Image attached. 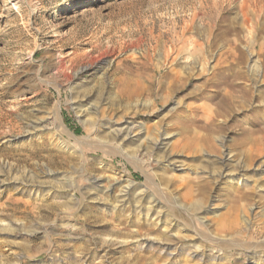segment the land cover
Here are the masks:
<instances>
[{"label": "rangeland", "instance_id": "obj_1", "mask_svg": "<svg viewBox=\"0 0 264 264\" xmlns=\"http://www.w3.org/2000/svg\"><path fill=\"white\" fill-rule=\"evenodd\" d=\"M234 68L242 79L219 76ZM253 68L264 69V0H0V264H264V192L250 190L255 178H208L224 154L245 161L243 132L264 119V82L255 86ZM172 70L182 72L177 88ZM226 81L252 94L227 115ZM124 82L132 87L122 94ZM83 98L97 111L80 117ZM40 121L44 132L31 135ZM123 121L136 141L128 147L108 134ZM163 137L182 171L147 151ZM127 178L161 198L173 220L208 235L210 224L231 242L161 243L168 221L121 207L120 188L101 192ZM191 191L223 220L191 212L195 200L179 196ZM236 192L252 194L256 209L238 213ZM184 226L173 227L178 240L193 235Z\"/></svg>", "mask_w": 264, "mask_h": 264}, {"label": "bare ground", "instance_id": "obj_2", "mask_svg": "<svg viewBox=\"0 0 264 264\" xmlns=\"http://www.w3.org/2000/svg\"><path fill=\"white\" fill-rule=\"evenodd\" d=\"M234 69H236V68H234ZM226 70L219 76H223L226 78V75L230 76L232 74V76L235 79H239L242 76L241 69L227 70V71ZM260 72L254 68L252 70L250 69L249 71H247V73L254 78L253 81L255 83V86L259 83L264 82V79H261V78H264V69L262 70V74ZM181 73L182 72H179L176 70L173 71V73L171 74L172 75L171 77L173 78L171 85L172 84L176 85L182 80V79L180 80ZM243 73H244V71H243ZM167 76L169 77L168 74H167ZM211 80L215 81L213 79H211ZM226 82L229 83L230 81H226ZM220 83H221V80H220ZM130 84L131 83H125V82L122 83V85H123L121 88L122 94H125L131 90L130 87H132V86H130ZM230 86H231V88H233V92H231L230 95L225 96L223 98V102L220 103V105L223 106L222 110L223 109L225 110L224 112L226 115L235 111L236 108L241 107V102H240L241 99L242 100L244 99V101H248L252 97V94H249V92L247 90H242V91L240 90V92L235 91L234 87H236V86L233 85V83H231V82H230ZM237 86H238V84H237ZM176 88H177V85H176ZM132 93L135 94V91H133ZM262 95H263V93H262ZM262 98H264V95L262 96ZM220 99H221V97H220ZM90 102H91L90 98H85V99L83 98V100L79 99V101L76 102V106H77L76 108H77V111H79L78 113L80 114V117H85L90 109L95 111V112L97 111V109L95 108L96 106L93 107ZM208 119H210V117ZM197 123L201 124L200 122H197ZM44 124H45V122H43V121H40L39 123L31 124V132H30L31 135H35V134L36 135H38V134L42 135V133L45 130ZM60 125L62 127H64L61 119H60ZM251 125H252V129H248V130H245L243 132L244 133L243 134L244 135V143L246 145H251V149L245 158V161H244L245 163L243 161L241 162L240 160L239 161L235 160L234 159L235 155H233L232 153L224 154L222 161H220V163H219L220 164V166L218 167L219 169L213 170V172L209 173L208 178L212 179V181L215 184L216 183L218 184V183L226 180L229 183H231V182L235 183V184L238 183V185L240 182H242L243 184L245 183V185H247L249 182H251V179L255 178L254 185L251 186L250 190L255 191L259 195H262V193L264 192V186L261 185V179H262V176L264 175V158H262V160L259 161L258 164L253 167V169L250 168L251 166H249V163H251L256 158H259L261 155L264 154V119H262V120H257V119L254 120L253 119L251 121ZM219 128H221V127H219ZM131 129H132L131 123L129 121H123L119 124L109 126L108 130H110V131L108 134L110 135L111 140L117 141L123 147H128L129 145L136 143V141L131 137ZM259 134H260V136H255V135H259ZM169 137H163V139H161L160 141H158L155 144L153 142H150L151 144L149 145V148L147 149V151H149L151 149V152L153 151L155 153H158V155H157L158 161L160 162V165L164 166V168L182 171V169H183L182 166L176 165L178 163V159L173 157L172 155H169V153H168L169 147H170V143H169L170 141H168L170 139ZM43 146H45V145L43 144ZM35 151L36 150L33 149L32 151L29 152L30 157L31 156L34 157L37 155V153ZM38 151H40V150H38ZM42 151H44V150H42ZM246 152H247V150H246ZM159 153H162V154L160 155ZM80 155H82V154H80ZM48 159H50V158H48ZM118 183L119 184H116V185L114 184V185L109 186L108 188H106L105 190H102L101 192L103 194H105L106 196H110V193L113 192L116 189V187L118 189L120 188V190L118 191L119 194L117 195L116 198H117V203L121 207H123L125 204H132L135 211L140 212V213L142 212L144 214V217H146L148 219L147 221L154 220L158 224L161 223V225H165L166 222L168 221V224H170V226L172 228L171 227L168 228L170 233H168L166 235V238H163L160 240L161 243H165V245H168L167 243H169V239H170V242H174V243L177 242L178 245L180 243L182 245H184V243H186V242L191 243L192 241L199 240V241L209 242L212 245H216V247H221L222 245H228L231 242L232 237H228V238H224V239H223V237H219V235L213 231V229H212L213 227L210 224H208L207 226L209 227V229H211V235H213V236L208 235L207 233H201L200 232L201 229L199 230L197 226L191 225V228H190V227L184 226V224H182L176 220H173L170 217L169 209L165 205L166 203L164 204L162 202L161 198L159 199V197L152 195L149 192L147 187H146V189L145 188L143 189L144 185L137 184L136 182H134L133 180H131L129 178L122 180V181H118ZM189 193H190V195H189ZM236 194L239 195V197L235 198L233 207L236 208L238 213H241V212L247 210V208H249V204H250L249 202L251 200H253L251 197L252 194H250L248 192H236ZM184 195L188 196L189 201L195 200V199H192V191L186 192V193L183 192L181 195H179L180 199H182ZM179 196H177V198ZM176 200H179V199H176ZM202 201L203 200L201 199V200H197V201L195 200L192 204L189 203V206H188L189 210L191 212L196 211V212H198V214H204L202 217V220H204L205 222H207L206 220H208L207 216H209V214L210 215L212 214L215 219L218 218L219 215L217 214V212L214 209H211L208 207L206 208V207L202 206ZM20 205L21 204H17L16 206H20ZM16 209H19V208L16 207ZM255 209L253 206H251L248 210H255ZM243 218H244L243 219L244 223L246 225L245 228L246 229L247 228L252 229L254 226L252 223V220L250 218H246V217H243ZM218 219H220V221L223 220V219L221 220L220 217ZM218 219H217V222L219 223L220 221ZM194 224H195V222H194ZM181 226H184V228H183L184 231L192 232L193 235H191V236L190 235H188V236L184 235L181 239L178 240L179 235L172 234V232L174 231L173 227L176 229V228H179ZM176 238L178 241L175 240ZM142 240L144 242H148V241L150 242L151 241L149 239H142ZM172 240H175V241H172ZM158 242H159V240H158ZM189 245L191 246V244H189ZM201 248H202V246H200V245L193 246V250H192L193 255L198 256L200 254ZM204 250H205V247L202 249V251H204ZM202 253H204V252H202ZM224 254L225 253L222 254L221 258L223 260H225L226 263H229L230 258H228V256L226 257L227 254L226 255H224ZM222 263H225V262H222Z\"/></svg>", "mask_w": 264, "mask_h": 264}]
</instances>
